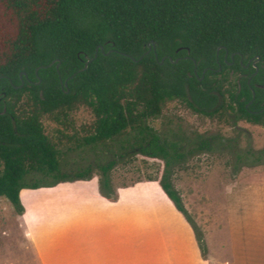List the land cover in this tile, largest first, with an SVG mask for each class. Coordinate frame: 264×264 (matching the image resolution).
Masks as SVG:
<instances>
[{
  "label": "trees",
  "instance_id": "obj_1",
  "mask_svg": "<svg viewBox=\"0 0 264 264\" xmlns=\"http://www.w3.org/2000/svg\"><path fill=\"white\" fill-rule=\"evenodd\" d=\"M168 101L264 127V0H0V196L18 213L21 188L90 179L94 167L116 199L118 144L161 162L144 182L184 215L172 169L182 154L148 123ZM81 106L90 120L76 127ZM97 146L111 157L60 169L66 150ZM251 154L261 161L264 147Z\"/></svg>",
  "mask_w": 264,
  "mask_h": 264
},
{
  "label": "crops",
  "instance_id": "obj_2",
  "mask_svg": "<svg viewBox=\"0 0 264 264\" xmlns=\"http://www.w3.org/2000/svg\"><path fill=\"white\" fill-rule=\"evenodd\" d=\"M116 194L102 196L95 176L21 188L17 243L0 248V264H264V168L229 182L204 255L195 237L162 226L146 183Z\"/></svg>",
  "mask_w": 264,
  "mask_h": 264
},
{
  "label": "rangeland",
  "instance_id": "obj_3",
  "mask_svg": "<svg viewBox=\"0 0 264 264\" xmlns=\"http://www.w3.org/2000/svg\"><path fill=\"white\" fill-rule=\"evenodd\" d=\"M89 120L90 113L86 107L81 106L72 113V122L76 127ZM43 123L47 132H50L54 124L45 120ZM148 123L168 141L176 143L182 154L172 169L173 183L182 197L186 213L178 215L158 191L148 189L160 222L165 229L180 232L186 239L195 237L204 255V234L221 228L225 212V191L229 182L247 171L264 168V159L257 162L251 154L264 147V127L245 120L232 122L231 114L226 117L225 114L217 113L208 117L193 113L177 101H168L161 115L148 120ZM202 141L206 142V146H202ZM113 151L122 154L121 158H115L116 163L110 173L115 189L123 185L128 187L145 183L147 176L156 175L162 167L161 162L147 160L130 150L125 152L118 144ZM109 157L111 154L106 147H82L66 150L59 160V166L62 171L72 172L87 164L95 166ZM96 173L94 167V176ZM36 179H39L38 174L29 173L25 182ZM22 206L24 211L25 206ZM17 214L20 213L12 204L0 196L1 250L17 243Z\"/></svg>",
  "mask_w": 264,
  "mask_h": 264
},
{
  "label": "water",
  "instance_id": "obj_4",
  "mask_svg": "<svg viewBox=\"0 0 264 264\" xmlns=\"http://www.w3.org/2000/svg\"><path fill=\"white\" fill-rule=\"evenodd\" d=\"M100 48H101V46H100ZM96 49H97V47H96ZM231 55H232V54H231ZM93 56H96V51H95V53H94ZM89 60H90V59H88V60H86V61L84 62L83 68L86 67V65H87V63H88ZM162 61H163V58H161L160 62H162ZM40 67H41V66H40ZM21 84H22V83H21ZM64 85H66V80L64 81Z\"/></svg>",
  "mask_w": 264,
  "mask_h": 264
},
{
  "label": "flooded vegetation",
  "instance_id": "obj_5",
  "mask_svg": "<svg viewBox=\"0 0 264 264\" xmlns=\"http://www.w3.org/2000/svg\"><path fill=\"white\" fill-rule=\"evenodd\" d=\"M150 48H151V46L148 44V50H149ZM225 55H226V54H225ZM232 55H233V53H232ZM232 55H231V56H232Z\"/></svg>",
  "mask_w": 264,
  "mask_h": 264
}]
</instances>
